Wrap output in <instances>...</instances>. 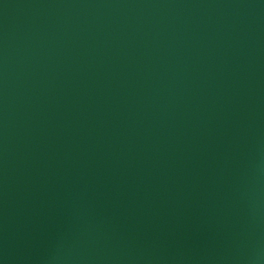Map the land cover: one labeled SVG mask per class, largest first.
<instances>
[{
	"label": "water",
	"instance_id": "water-1",
	"mask_svg": "<svg viewBox=\"0 0 264 264\" xmlns=\"http://www.w3.org/2000/svg\"><path fill=\"white\" fill-rule=\"evenodd\" d=\"M0 264H264V0H0Z\"/></svg>",
	"mask_w": 264,
	"mask_h": 264
}]
</instances>
